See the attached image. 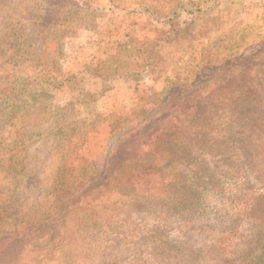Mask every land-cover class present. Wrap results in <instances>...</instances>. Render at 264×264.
I'll return each instance as SVG.
<instances>
[{"label": "rangeland", "instance_id": "obj_1", "mask_svg": "<svg viewBox=\"0 0 264 264\" xmlns=\"http://www.w3.org/2000/svg\"><path fill=\"white\" fill-rule=\"evenodd\" d=\"M110 1L165 23L146 19L141 59L89 57L101 82L66 60L94 55ZM222 2L0 0V264H230L256 244L264 38L222 37ZM144 61L134 91L110 77Z\"/></svg>", "mask_w": 264, "mask_h": 264}, {"label": "crops", "instance_id": "obj_2", "mask_svg": "<svg viewBox=\"0 0 264 264\" xmlns=\"http://www.w3.org/2000/svg\"><path fill=\"white\" fill-rule=\"evenodd\" d=\"M222 1L223 2L220 4L218 15L224 18H226L230 13L231 15L234 13L235 15L234 21L231 20L227 23V19H224V28L219 31V34H221L222 37L226 38L228 29L230 30L233 26L234 27L232 30H234L235 32H237L239 27L246 26L247 28H250L251 32H254L246 35V39H250L252 41L254 39L264 38V0ZM139 9H141V7H139ZM107 10L110 11V13L107 14L108 17L110 16V24L106 25V28H109L108 31L101 35L99 33H95V35L92 33L93 35H90L88 37V39L90 40L89 42H94L96 44L95 49L91 50L92 54L94 55H91L89 53L88 56H84L82 51L76 49L74 51V54L70 55V57L66 60L68 65L72 67L73 72H75L76 74H82L84 70V63L87 62L86 60L89 57L91 59H94V56L96 55L98 59L106 58L108 54H110L111 57L118 52V41L121 38V28L119 27L120 23L124 22V25L126 24V22L129 23L131 15L128 13L129 9L118 11L115 2L113 1H110V8H108ZM142 18L146 19L148 17L144 15ZM259 32H262V35H259ZM239 39H243V36H240ZM91 77L96 81L101 80L102 82V79L99 77ZM117 80H119L123 85L131 84L133 91L136 89V87H140L141 84H144L145 81L143 80V78L135 79L128 76H118L114 81Z\"/></svg>", "mask_w": 264, "mask_h": 264}, {"label": "trees", "instance_id": "obj_3", "mask_svg": "<svg viewBox=\"0 0 264 264\" xmlns=\"http://www.w3.org/2000/svg\"><path fill=\"white\" fill-rule=\"evenodd\" d=\"M192 3L195 4V6H192V8L190 7V9H187L188 15L192 14L193 11L191 9L199 6V4H197L196 2L195 3L192 2ZM179 10H181V8ZM128 13L131 15V19H129L130 22L129 23L126 22L125 25H124V22L120 23L119 27L121 28V38L118 41V43H119L118 52L116 54H114L113 56H111L110 58L113 57L115 59L118 56L120 57L119 52L122 48H126L128 46L132 47V45L133 44L135 45L137 42L140 44V46H138V48H140V49H138L139 51L135 50L136 52L134 53V56L133 55L132 56L136 57L137 59H141L144 56V52H140V51H145V48L143 46V43H145V42L141 43V40L146 39L145 37H141V30L144 27V23H145L146 19L151 18L157 24L165 23V21H163V19H161L160 17L152 15L147 10H144L142 12H134V11L128 10ZM144 15H146L148 18L143 19L142 17ZM174 16H176V14H174ZM221 23L225 24V21H222ZM227 23H228V19H227ZM136 49H137V47H136ZM100 62L98 64L92 63L91 66L101 65ZM85 64L86 63H84V65ZM99 67L101 68L102 66H99ZM140 67L141 68H138L136 70L135 69L134 70L133 69L128 70L126 67H123V66H117L115 68L113 67L111 73H114V74H110V77L115 78L118 76H128V77H133L135 79L143 78V75H144L145 71L148 69V66H147L146 62L144 61ZM84 73L89 74V76L99 77L104 81V76L101 75L100 73L94 72V69H92V67L84 66V70L81 74V75H83V77H84ZM118 73H120V74H118ZM61 78H62V76H61ZM49 82L51 84L52 81H50V79H49ZM61 83H62V81H61ZM53 84H55V83H53ZM55 87H56V85H55ZM82 92H83V95H87V94L90 95V93L88 91H85V89H83ZM213 185L214 184H211V186H213ZM252 213H255L259 217V220H260L259 230H258L255 238L253 239V241H255L257 239L256 244L251 245L244 252H241L240 255L237 256L230 264H264V195H260L257 197V200H256L255 204L253 205Z\"/></svg>", "mask_w": 264, "mask_h": 264}]
</instances>
